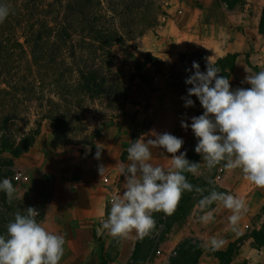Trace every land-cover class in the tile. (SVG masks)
Masks as SVG:
<instances>
[{
  "label": "rangeland",
  "instance_id": "374dc122",
  "mask_svg": "<svg viewBox=\"0 0 264 264\" xmlns=\"http://www.w3.org/2000/svg\"><path fill=\"white\" fill-rule=\"evenodd\" d=\"M101 1L105 7L107 0ZM157 1L161 9L157 11L155 25L147 28L141 37L127 41L114 50L112 75L122 90L94 99L84 94L77 96L75 105L82 114L78 121L81 119L83 122L76 123L68 136L67 144H60L54 140L53 124L47 118L51 102L57 103L60 100L57 92V64L61 56L51 44L55 38L51 37L49 44L40 43L39 51H43L38 52V57L42 59L40 66L34 65L31 46L26 43L32 28L43 37L47 35L43 26H53L52 21L57 19V0H16L5 3L0 0V5H6L10 10L0 29V34L6 40L0 61V119L6 113H18L17 118L6 126L9 137L16 141L12 150L1 148L0 133V181L10 179L15 187L19 182L16 179L17 173L29 168L56 166L57 149H61V154L68 159V166L76 165L75 158H71L74 155L90 158L96 154L97 147L102 149L103 156L110 157L111 163L116 160L126 163L128 148L146 133L152 124L149 118V110L152 108L149 98L136 100L134 93L143 87L152 90L159 88L154 82V77L171 72L177 66L176 63L160 62L151 53L143 52L138 48V42L153 34L154 40L165 39L156 33V28L162 25L165 16L172 17L171 13L174 11L178 13L182 9L185 11L192 8V12L184 16L185 21L179 23V29L173 35L176 36L175 40L186 41L192 45L204 42L194 53L202 72L206 71L208 58L219 68V60L229 54H237L233 70L230 72L229 68L226 69V72H230L229 81L234 90L250 87L244 82L248 74L246 71L254 74L264 70V32L259 31L264 0H240L238 8L224 13L217 5L215 10L205 6L213 0ZM186 55L181 54L182 62ZM194 71L193 69L192 74ZM72 76L73 82L78 80L76 74ZM136 78L140 82L136 83ZM15 85L22 90L15 91L12 88ZM2 90L9 91V94L5 95ZM203 111L200 104L199 115H202ZM115 134L118 139L115 142L108 141L109 137ZM27 137L34 138L33 144L22 155L15 157L13 151L18 149ZM197 143L198 140L193 135L184 151L186 158H191L190 162L200 163L198 172L190 174L193 194L189 203L190 210L184 221H175L168 228L159 225L151 235L142 240L138 239L135 233L127 239H115L107 231L98 234L101 220L106 218L110 210L111 198L115 193L119 194V188L115 189L116 185L105 184L104 180H100L102 186L109 188L111 192L105 212L101 218H87L79 231L82 248L77 252L71 249L69 242H65L60 264H173L176 251L184 241L196 243L201 248L202 255L198 264H219V259L213 256V252L225 250L231 242L237 243L239 255L230 264H264V246L258 245L253 237L254 232L264 228V188L252 183L254 187L249 206L242 211L244 217L233 226L229 221L233 214L231 210L219 202L202 205L201 201L213 191L233 195L234 188L243 178L238 176L243 172L239 168L227 170L223 161L209 170L202 156L195 152ZM239 170L241 172H238ZM112 171L110 167L108 176H112ZM118 171L117 175L125 179L120 170ZM75 180L77 184H82L89 190L95 185L90 179L85 178L83 183H80L77 177ZM2 193L8 203H20L13 202L14 198L9 201L7 195ZM21 205L23 209L18 211L23 214L30 206ZM207 213H211L213 219L204 224L200 217ZM214 240L222 243L213 246ZM137 245L139 249L133 262L132 256L135 250L137 251ZM67 248L73 251V256Z\"/></svg>",
  "mask_w": 264,
  "mask_h": 264
},
{
  "label": "clouds",
  "instance_id": "9594fccd",
  "mask_svg": "<svg viewBox=\"0 0 264 264\" xmlns=\"http://www.w3.org/2000/svg\"><path fill=\"white\" fill-rule=\"evenodd\" d=\"M9 14L8 6L0 5V23ZM192 69L194 73L185 80L191 85L188 97H197L204 111L192 117L190 125L182 120L181 127L185 130L191 127L198 140L195 152L202 156L209 170L223 161L227 170L239 168L246 180L264 188V70L254 74L246 71L244 82L250 87L233 90L229 78L218 75L220 68L209 58L205 72L195 61ZM188 97L183 98L184 106H194V101ZM183 143V139L165 132L147 142L137 139L131 144L127 150L131 163L121 164L119 169L126 181L125 190L111 198L110 210L101 220L98 234L107 231L115 239H127L135 233L142 240L156 227L153 213H174L183 193L192 190L183 173L196 174L200 168V163L186 158V152L177 155ZM149 145L171 154L167 169L150 163ZM101 150L97 147L96 159H100ZM99 173L103 175V165ZM0 192H4L9 201L14 198L16 189L10 179L0 181ZM212 202L231 210L229 221L233 226L246 210L245 201L231 194L213 191L201 204ZM38 215V209L31 206L23 214L14 213V220L7 225V235H0V264H60L65 238L38 221ZM212 219L211 213L200 217L204 224ZM220 243L222 241H212L213 246Z\"/></svg>",
  "mask_w": 264,
  "mask_h": 264
},
{
  "label": "trees",
  "instance_id": "16d2710c",
  "mask_svg": "<svg viewBox=\"0 0 264 264\" xmlns=\"http://www.w3.org/2000/svg\"><path fill=\"white\" fill-rule=\"evenodd\" d=\"M1 1L5 3L16 0ZM239 2L240 0H217V5L223 12H227L238 8ZM57 7V19L51 23L53 26L49 24L43 26L47 35L43 37L32 28L26 43L31 46L34 65L40 66L42 59L38 57V52H43L39 51L40 43L49 44L50 38H55L51 44L57 48L61 56L57 64V72H59L57 92L60 100L57 103L51 102L47 118L53 124L54 140L60 144H67L68 136L76 123L83 122L81 119L78 121L82 114L75 105L77 96L84 94L94 99L122 90L113 80L114 50L127 41L141 37L147 28L153 27L156 23L157 11L161 7L157 0H107L105 7L101 0H57ZM259 31L264 32V8ZM5 44L6 40L0 34V61ZM237 57V54H229L219 60L220 76L229 78ZM227 68L230 72H226ZM73 74L78 77L74 82ZM12 88L17 92L22 90L16 85ZM1 92L5 95L9 94L7 90ZM17 116V112L6 113L0 119L1 148L4 150H12L15 147L16 141L9 137L6 126ZM33 142L32 137L25 138L18 149L13 151L14 156L22 155ZM183 174L192 185L191 172L185 171ZM192 194L193 190L183 193L172 215H165L163 212L153 213L156 227L165 225L168 228L175 221H184L190 210ZM19 209H23L21 203L17 205L8 203L0 192V235H7V225L14 220V213ZM253 237L258 245L264 246V228L254 232ZM136 249L132 256L133 262L136 260L139 245ZM201 255L202 250L196 243L184 241L176 251L173 264H198ZM238 255L239 247L236 242H231L225 250L213 252V256L219 259V264H230Z\"/></svg>",
  "mask_w": 264,
  "mask_h": 264
},
{
  "label": "crops",
  "instance_id": "0c3cea01",
  "mask_svg": "<svg viewBox=\"0 0 264 264\" xmlns=\"http://www.w3.org/2000/svg\"><path fill=\"white\" fill-rule=\"evenodd\" d=\"M210 2L205 6L215 10L217 0ZM221 11L224 13L222 9ZM190 12H192V8H187L185 11L182 9L178 13L174 11L171 13L172 17L165 16L162 25L156 28V33L164 36L165 39L154 40L153 34V36L143 37L138 42L140 50L151 53L160 62L177 64L173 71L154 77V82L160 86L159 88L152 90L143 87L134 93L136 100L149 98L152 105L151 110H149V118H151L152 124L139 139L147 142L148 139H154L156 134L170 133L184 141L177 155L186 150L191 142V137L194 135L191 127L187 130L181 127V121L184 120L190 125L191 118L200 114L199 100L195 96L188 97L187 90L191 85L186 84L185 80L193 72L192 63L196 62V54L194 53L200 49L204 42L198 41V45H192L186 41L175 40L176 36L173 35L179 29V23L185 21L184 16ZM182 53L187 54L184 62L180 59ZM135 82L138 83L140 80L136 78ZM185 97L192 99L194 106L185 107L186 100L183 99ZM117 137V134L113 137L110 136L108 141L115 142ZM149 148L152 153L150 163L165 169L170 166L171 154L159 147L149 145ZM104 150L105 148L103 152ZM61 152V149H57L56 166L52 168L50 166L37 169L29 168L23 172L27 179L19 181L15 186L16 193L13 202L17 201L25 206L37 208L39 215L36 219L44 222L50 231L63 235L65 242H69L71 249L77 252L82 248L79 232L81 227L87 218H101L111 194L109 188H104L100 180H104L105 184L116 185L115 189L119 188V194H122L125 190L126 181L117 175L118 170L121 164L127 166L131 161L127 159L126 163H122L116 160L115 163H111L110 157L108 155L103 156L104 154H101L100 159H96L95 155L90 158L74 155L71 158H75L76 165L68 166V159L64 158ZM101 165L104 166L102 176L99 173ZM110 167L113 169L112 176H108ZM240 176L243 177L242 181L234 188L233 196L243 199L246 207H248L254 186L245 179L243 173L238 177ZM75 177L79 178L80 183H83L86 178L95 185L89 190L82 184H77ZM115 195L118 194L115 193ZM248 215L250 216V213ZM241 217H244L243 212ZM67 249L69 254L73 256V251L70 248Z\"/></svg>",
  "mask_w": 264,
  "mask_h": 264
},
{
  "label": "built area",
  "instance_id": "2783aa9c",
  "mask_svg": "<svg viewBox=\"0 0 264 264\" xmlns=\"http://www.w3.org/2000/svg\"><path fill=\"white\" fill-rule=\"evenodd\" d=\"M16 179H17L18 181H23V180H26L27 177L24 175L23 172H19V173H17V175H16Z\"/></svg>",
  "mask_w": 264,
  "mask_h": 264
}]
</instances>
